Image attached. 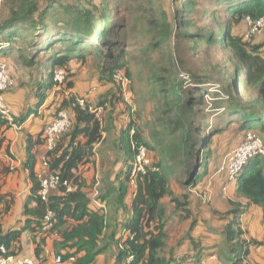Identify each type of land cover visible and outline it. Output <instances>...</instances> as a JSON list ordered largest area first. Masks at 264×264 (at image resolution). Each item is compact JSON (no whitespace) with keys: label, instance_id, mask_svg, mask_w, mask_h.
<instances>
[{"label":"trees","instance_id":"16d2710c","mask_svg":"<svg viewBox=\"0 0 264 264\" xmlns=\"http://www.w3.org/2000/svg\"><path fill=\"white\" fill-rule=\"evenodd\" d=\"M12 1L6 3L9 9L0 20V55L11 49H29L26 58H31V64L37 57L46 55L50 62L47 86L56 85L55 73L64 69L67 77L59 87L68 90L73 87L71 62H87L91 57L101 75V83L114 85L118 92L111 98L109 91L93 107L102 108L100 116L91 109L88 100L82 106L76 101V94L68 95L62 108L72 109V126L45 154L48 172L58 175L61 180L47 199L41 196V181L35 170V148L45 144L44 133L36 138L28 137L27 167L32 183L30 201H35L36 206L30 207L26 202L27 221L22 229L4 232L0 223V247H5V255L21 256L22 235L28 231L34 245L32 258L39 264H99V256L113 244L118 246L114 264H177L167 257L166 252L170 238L169 222L175 217L181 221L192 217L189 188L196 187L201 179L212 155L214 136L224 133L236 122L244 136L248 131H257L264 140V46L244 41L242 36L232 33L235 24L245 20L249 25L248 19L254 22L264 16V0H185L177 14L185 16L175 15L179 29L184 30L180 31L183 39L228 47L240 64L228 80L224 75L217 79L216 84L220 85H215L218 91L213 94L214 107L206 121L203 118L208 117L205 112L210 108L205 96L212 81L199 78L185 67V63L183 69L178 70L176 61L180 66L183 62V58L178 57L181 45L174 53L169 46L166 47L165 39L158 37L170 33L175 18L171 19L166 8L159 2L153 3L154 0L148 5V12L155 16L148 19L149 26L146 27L142 17L139 18L142 22L140 28L146 29L143 38L132 43L140 47V54L134 57V61L142 69L140 72L146 74L138 76L142 95L137 102L147 99L152 106L149 112L151 119L148 122L143 116L132 119L122 133L126 141V145L123 141L124 151L131 161L117 177L120 181L117 202L121 207L126 209L124 201L132 180L131 163L139 145L148 148L153 166L135 178L137 187L133 192L131 215L122 224L125 235L118 238V224H111V232L108 233L106 209L90 208L92 195L81 168L92 161L95 145L103 141L105 133H110L111 129L105 124V114L114 104V99L121 96L120 99L125 101L122 85L115 75L122 72L129 80L132 93L135 91L130 59L133 52L129 50L126 34L136 29L137 23L130 27L121 20H113L111 8L103 5L104 2L100 8L90 3L73 6L52 0L40 8V0H16L17 6ZM59 3L60 7H56ZM213 4L220 8L217 12L230 17L226 25L220 23L215 29L206 26L198 32L185 31L195 26L190 15L198 10L204 14L209 11L210 15V11H214ZM260 35L247 37L245 34L249 40ZM160 51L163 55L156 58ZM165 59L169 64L162 63ZM182 75L187 76L190 82L185 81ZM252 89L254 99L246 98L245 94L248 95ZM197 92L200 97H197ZM127 110L134 116L133 106L127 105ZM27 116L11 122L0 113V135L3 136L15 124L20 125ZM206 131L208 135L202 137ZM65 182L73 186L72 191H68ZM237 182V196L247 199V202L231 201L230 209L222 214L226 221L223 234L231 264H245L251 247L263 244V241L246 236L241 216L250 205L262 207L264 211V157L261 155L251 160ZM174 186H178L179 192ZM99 199L107 200L104 194ZM13 202V195H0V205H4L5 211ZM49 210L54 212L53 225L44 231V218ZM55 232L60 236L54 246L56 254L62 255L61 263L51 262L45 249L48 237Z\"/></svg>","mask_w":264,"mask_h":264},{"label":"crops","instance_id":"0c3cea01","mask_svg":"<svg viewBox=\"0 0 264 264\" xmlns=\"http://www.w3.org/2000/svg\"><path fill=\"white\" fill-rule=\"evenodd\" d=\"M29 53V49H11L0 55V62H6L9 65L10 73L14 78V85L3 93L4 100L10 109V116L13 119H20L28 114L27 119L18 124V127L12 126L3 136L0 135V195L11 194L14 197V202L8 211L4 210V205H0V223L4 232L10 229H22L25 226L27 201L30 207L36 206L35 201H30L32 183L27 167L28 137L36 138L44 133L46 126L54 120L60 110H67L72 119L74 118L71 108H62L70 93L76 94L77 97H86L92 107L105 98L109 91L111 93L109 97L117 95L114 85L102 84L99 80L100 89L98 82L92 77L89 78L84 74L76 76L72 72L74 78H72L73 87L70 90L55 84L48 87L50 71L48 58L46 55H41L35 59L34 64H31V58H26ZM73 62L70 64L71 67ZM93 70L94 75L100 76L96 67ZM105 88L111 89L105 91ZM123 91L126 96L125 101L115 98L112 107L105 111V124L111 129L110 133H105L103 141L95 145L92 161L81 168L92 195L90 208L106 209L109 221L108 233L111 232V224H118L117 238L124 235L122 224L131 215L133 192L137 187L130 182L129 192L124 201L126 209L121 207L117 202L120 188L117 177L120 172L127 169L131 161L124 151L126 141L122 133L132 120L130 112L125 110V107L133 103L130 101L131 88H124ZM119 101L122 103H118ZM147 105H142V109H147ZM150 110L151 107L149 112ZM143 117L146 119V116ZM148 117L151 119V116ZM240 132L244 137V131ZM242 140L241 137L232 143L237 146ZM47 151L45 144L35 148V170L39 173L38 175L47 171L43 163ZM220 160L221 158L209 161L202 171L198 185L189 188L192 217L182 221L175 217L169 222L170 238L166 252L167 257L177 264H231L223 234L226 221L222 214L230 209L231 201L239 200L245 204L247 199L237 196V181H230L226 175L217 173ZM223 187L227 188L225 193L222 190ZM101 194L106 195V201L99 199ZM205 196L208 198L205 199ZM241 222L246 229L247 237L263 241V244L251 247L245 264H264L263 208L250 205L241 216ZM59 238L60 236L55 232L47 239L45 249L51 262L57 255L54 243ZM22 245L23 251L18 257H34V245L30 232L23 233ZM117 250L116 244L109 246L108 250L99 256L98 263L114 264Z\"/></svg>","mask_w":264,"mask_h":264},{"label":"rangeland","instance_id":"374dc122","mask_svg":"<svg viewBox=\"0 0 264 264\" xmlns=\"http://www.w3.org/2000/svg\"><path fill=\"white\" fill-rule=\"evenodd\" d=\"M52 0H40L39 7H45L49 2ZM56 1V0H53ZM60 1L63 4H68V5H78V4H84V3H90L93 5H96L97 7H102L103 5H108L109 8H111V15L113 20L117 21H122L123 23H128L131 27L132 24H136L137 28L134 30H130V32H127V43H130L129 45V50L133 52L132 55H130L131 59V69H132V74L135 79V85H134V92L132 93V98H130L131 105L133 106V113L134 116L131 115L132 119H138L139 116H146V122L150 121L149 120V107H152L151 105H147V99L145 98V102H137L139 98H141L142 93L139 92V84H138V76L145 75L146 73L140 72V67L135 63L134 57L140 54V47L136 46L135 44V39H142L143 38V31L146 29L147 26H149V21L148 19L154 18L151 13L148 12V5L151 0H82L81 3L77 2V0H57ZM185 0H154L153 3H161L166 9L171 17V19L175 20L173 21V26L171 27L170 33L166 32L165 34L158 35L159 39L162 40L165 39L167 42L166 47H170L171 50L176 53L179 50V47L181 45V50L178 52V57L179 59L183 58V62H181V66L179 65V62L176 61V65H178V70L183 69V63H185L186 68H190L191 71L195 73L199 78L207 80H211L212 83L208 84L209 85V93L205 96L206 99V104L210 110H207L205 114L208 116L206 118H203L205 121L210 117V111H212L213 103H212V98L213 94L216 93L218 88L215 89V85H220L216 84V81L219 77H223L224 75L225 79L228 80L229 77L232 75V72L240 66L238 60L235 58V55L233 51L226 47V48H221L219 45H207L205 43L202 44H197L194 42H191L190 40L183 39L181 32L184 31L179 29L178 22L176 21L175 15L179 13V9L182 7V4L184 3ZM9 2V0H0V20L4 17L5 11H8L9 7L6 5V3ZM12 2L16 3V6L18 3L16 0H13ZM104 2L103 5L101 3ZM56 7H60V3L57 4ZM108 8V9H109ZM214 11H209L208 14H204L203 11H199L193 13L189 17L192 19V23H194L195 26L190 27L189 29L186 30H191L194 32L200 31L201 28L208 26L210 29L214 28L219 25L220 23H228V20H230L229 16L224 15L221 13V11L217 10L220 8H217L216 5L213 4ZM3 9H5L3 11ZM163 16L162 19L164 18V11L162 12ZM178 17L180 16L181 18L185 16L183 13L177 15ZM142 17V22L143 24L145 23L146 27L140 28L142 25V22L140 21L139 18ZM174 17V18H173ZM123 19V20H122ZM137 19V20H136ZM180 19V18H179ZM146 20V21H145ZM127 26V24H126ZM128 29V27L126 28ZM162 29L158 28V31ZM219 31V28H217ZM127 31V30H126ZM249 31V25L245 20L235 24L232 29V33L234 35H240L244 38V41H247L252 44H262L264 46V34L255 37L254 39H247L245 34L247 35ZM125 30L122 31V34L120 37L123 36ZM247 32V33H246ZM129 36V38H128ZM192 47V49L190 48ZM161 55H163V52L160 51L158 52L155 57L160 58ZM163 64H169L168 60H164L162 62ZM171 63V62H170ZM72 73L76 76H81L82 74L88 76L89 78L92 77L94 80H96L99 84V87L101 89V85L99 82V79L101 75H94V70L96 66L94 63V60L90 57L87 62H76L74 61L72 63ZM83 77V76H82ZM183 77V76H182ZM74 78L73 75L70 77V79ZM186 81V80H185ZM137 83V84H136ZM187 83V82H186ZM130 87V85H129ZM111 88H105V91ZM221 89V88H220ZM242 89V87H241ZM130 91V89H129ZM118 90L116 91V93ZM253 89L249 92V94H245L246 98L249 99H254V94L252 93ZM102 93H100L101 95ZM197 97H200V93H196ZM126 98V96H124ZM86 98V97H85ZM121 96H117L116 99H120ZM132 99V100H131ZM87 100V99H86ZM122 101V100H121ZM122 103V102H118ZM141 103V104H140ZM130 105V106H131ZM141 105H147V109L144 111L142 110ZM125 107V106H124ZM198 108V106H195ZM125 110H127V107H125ZM129 111V110H127ZM143 119V118H141ZM143 119V120H144ZM238 124L236 122L232 123L229 127L228 130H226L222 134H217L214 136L213 139V144H212V155L210 157V160L213 159H219L220 163L223 161L224 156L226 155L227 152H229L232 148H234L236 145H234L232 142L239 139L243 138L242 133L237 130ZM208 131H206L203 135H208ZM234 145V146H233ZM264 157V155H262ZM219 163V164H220ZM112 174V171H111ZM174 189L176 191L179 190L178 186H174Z\"/></svg>","mask_w":264,"mask_h":264},{"label":"built area","instance_id":"2783aa9c","mask_svg":"<svg viewBox=\"0 0 264 264\" xmlns=\"http://www.w3.org/2000/svg\"><path fill=\"white\" fill-rule=\"evenodd\" d=\"M250 30L247 33V37L251 35H260L264 33V16L259 18L256 21H251L248 19ZM188 83L190 82L189 78L185 75H182ZM67 77V72L64 69H58L54 76V81L56 85L61 86L65 83ZM115 79L119 81L122 85V88L129 87V80L125 77L122 72H118L115 75ZM14 85V78L10 73L9 65L6 62H0V113L6 115L8 119L12 122L13 118L10 116V109L6 101L4 100L3 93L7 90H10ZM76 101L80 105H85V97H76ZM73 106H75L73 104ZM93 111H96L100 116L102 113V108H91ZM72 116L67 110H60L57 112L54 120L48 124L44 130L45 145L47 150H52L55 147L56 141L60 136L70 129L72 126ZM14 126H17L15 124ZM135 146V145H134ZM264 155V140L261 134L257 131H248L242 142L238 144L235 148L230 150L223 158V161L220 163L217 173H221L227 176V179L230 181H237L238 177L245 171L247 165L251 160L255 159L258 156ZM47 158L44 157L43 163L47 167V171L42 172L39 177L41 181V196L43 199H47L51 191L56 189L60 185V177L58 175H53L48 173V164ZM132 180L131 182L136 184V177L139 174H144L147 172V169L153 166V159L149 153L148 148L141 144L137 147V152L132 161ZM68 191L73 190V186L67 184ZM223 192L225 193L227 188L223 187ZM205 199L208 197L205 196ZM54 212L49 210L44 218L45 223L43 230H48L53 225ZM242 225V222H241ZM244 231L245 227L242 225ZM6 249L4 246L0 247V264H39L36 263L31 257H18L9 255L6 256ZM132 258L129 257V260ZM55 263L62 262V255H56L54 258Z\"/></svg>","mask_w":264,"mask_h":264},{"label":"clouds","instance_id":"9594fccd","mask_svg":"<svg viewBox=\"0 0 264 264\" xmlns=\"http://www.w3.org/2000/svg\"><path fill=\"white\" fill-rule=\"evenodd\" d=\"M123 233H124V235H125V232H124V230H123ZM57 255H59V254H57Z\"/></svg>","mask_w":264,"mask_h":264}]
</instances>
